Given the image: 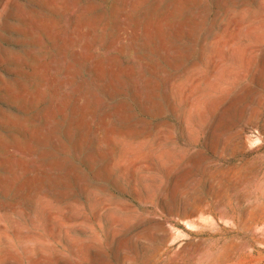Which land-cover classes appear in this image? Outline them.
<instances>
[{"label":"rangeland","instance_id":"374dc122","mask_svg":"<svg viewBox=\"0 0 264 264\" xmlns=\"http://www.w3.org/2000/svg\"><path fill=\"white\" fill-rule=\"evenodd\" d=\"M0 264H264V0H0Z\"/></svg>","mask_w":264,"mask_h":264}]
</instances>
